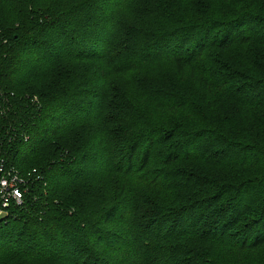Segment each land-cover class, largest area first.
Listing matches in <instances>:
<instances>
[{"label":"trees","instance_id":"16d2710c","mask_svg":"<svg viewBox=\"0 0 264 264\" xmlns=\"http://www.w3.org/2000/svg\"><path fill=\"white\" fill-rule=\"evenodd\" d=\"M194 2L0 0V264H264V9Z\"/></svg>","mask_w":264,"mask_h":264},{"label":"built area","instance_id":"2783aa9c","mask_svg":"<svg viewBox=\"0 0 264 264\" xmlns=\"http://www.w3.org/2000/svg\"><path fill=\"white\" fill-rule=\"evenodd\" d=\"M26 182L22 175L7 165L4 158H0V222L9 217L15 218L10 209L23 203L25 189L22 191L20 186Z\"/></svg>","mask_w":264,"mask_h":264},{"label":"rangeland","instance_id":"374dc122","mask_svg":"<svg viewBox=\"0 0 264 264\" xmlns=\"http://www.w3.org/2000/svg\"><path fill=\"white\" fill-rule=\"evenodd\" d=\"M176 0H138L136 15L140 19H146L149 16V13L155 9L160 7H168ZM201 0H195L194 4L197 5ZM260 7L264 9V0H261ZM255 52V51H254ZM253 52V53H254ZM230 56H234V54H230ZM253 59V58H251ZM166 83V80H165ZM224 118L226 119L227 124L236 131H249L250 126H246L238 120V113L233 107L223 110ZM149 262V261H148Z\"/></svg>","mask_w":264,"mask_h":264}]
</instances>
